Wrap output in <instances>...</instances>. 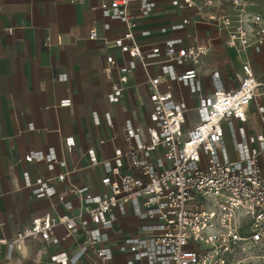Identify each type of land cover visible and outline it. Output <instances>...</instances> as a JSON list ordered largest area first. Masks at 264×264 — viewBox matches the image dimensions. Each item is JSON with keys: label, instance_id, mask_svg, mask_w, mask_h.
<instances>
[{"label": "built area", "instance_id": "built-area-1", "mask_svg": "<svg viewBox=\"0 0 264 264\" xmlns=\"http://www.w3.org/2000/svg\"><path fill=\"white\" fill-rule=\"evenodd\" d=\"M87 1L72 0L81 5ZM233 1L236 8L230 14L219 12L215 0H171L176 8L194 10L199 18L187 16L170 28L184 30L193 21H205L225 30L227 45L238 53L249 49L259 53L264 46V16L246 0ZM96 8L107 20L126 26L112 40L99 36L95 28L89 33V39L102 38L129 57L120 63L113 54L107 56L106 76L113 70L119 73L107 99L120 102L129 87L128 75L141 67L150 90L149 122L136 125L127 118L125 147H115L110 157L100 159L93 147L87 149L89 167L103 166V174L93 185L72 183L70 175L75 170L53 148L29 151L24 160L44 162L49 174L33 181L25 172L24 186H36L37 197H48L52 181H66L67 194L78 205L58 192L64 212L48 211L27 222L14 237H0V254L6 247L10 264L16 250L69 241L76 249L51 253L46 264H80L84 259L116 264L117 254L109 244L118 217L115 210L121 215L129 208L138 229L117 245L119 254H128L125 264H264V132L248 128L252 103L264 124V106L258 102L264 96V76L256 75L246 59L238 75L239 87L228 89L221 72L211 69L213 91L206 94L202 76L210 47L193 29L186 34L188 45L181 37L148 47L138 42V35L150 31L137 29V16H150L156 0H101L92 6ZM103 27L110 29V22ZM6 33L12 34L13 28ZM44 37L49 44L51 33L45 32ZM61 43L59 35L57 44ZM59 80L67 81L68 75L62 73ZM182 88L195 95L194 109L180 96ZM71 104L69 97L59 102V106ZM91 117L95 126L101 125L98 111H92ZM103 118L113 127L110 111ZM29 129L35 126L30 124ZM63 147L66 153L80 154L74 135L64 137ZM57 167L62 170L53 174ZM62 226L66 233L59 237L56 229ZM79 233L84 235L80 243Z\"/></svg>", "mask_w": 264, "mask_h": 264}, {"label": "crops", "instance_id": "crops-1", "mask_svg": "<svg viewBox=\"0 0 264 264\" xmlns=\"http://www.w3.org/2000/svg\"><path fill=\"white\" fill-rule=\"evenodd\" d=\"M100 1L88 0L81 5L72 0H0V237H14L27 222L48 211L63 213L58 192L65 193L78 205L77 199L67 194L69 183L66 181H52L48 197H37L36 186H24L25 172L33 181L49 174L44 162L28 163L24 160L29 151L53 148L59 156L65 155L68 168L75 170L70 175L72 183L93 185L103 174V166L89 167L87 149L93 147L100 159L110 157L115 147H125L123 125L127 118L136 125L149 122L150 90L141 67L128 75L129 87L120 102L110 103L107 99L112 83L119 78L116 70L110 77L104 73L107 56L113 54L120 63L129 57L110 47L102 38L89 39L93 28L107 40L122 35L126 29L123 22L104 18L100 8L92 9ZM251 8L264 16V3L259 8ZM187 16L192 20L199 18L194 10L178 9L171 0H156V9L150 16H137V29L150 31L149 35H138V42L148 47L181 37L188 45L190 41L186 34L193 29L210 47L204 57L202 76L206 94L213 91L209 79L211 69L221 72L228 89L239 87L238 75L242 73V63L246 59L256 75L264 76V46L259 53L253 49L238 53L227 45L225 30L200 20L193 21L184 30L170 28ZM106 21L110 22V29H104ZM7 28H13V33L7 34ZM163 28L167 30L162 31ZM47 31L51 33L49 44L44 37ZM59 35L61 44H57ZM62 73L68 75L67 81L59 80ZM186 91L192 95L188 89ZM68 97L72 104L59 106L60 100ZM258 102L264 106V96ZM94 110L102 118L99 126L92 122ZM106 111L113 116V127L108 126L103 118ZM191 117L195 120L194 114ZM30 124L35 126L34 130L29 129ZM248 128L264 132L256 103H252L248 113ZM69 135L75 136L80 154L65 152L63 139ZM102 139L106 140L105 144L100 143ZM61 170L57 167L53 174ZM115 214L118 222L111 231L109 244L117 254L116 264H125L128 254H119L117 245L122 237L137 232L138 220L129 208L125 214L120 215L117 210ZM65 233L63 226L56 229L59 237ZM77 240L82 242L84 235L77 234ZM75 249L69 241L58 245L42 244L35 249L28 246L16 250L10 264H46L51 253L64 250L71 253ZM7 261V248L3 247L0 264H8ZM80 264L93 263L84 259Z\"/></svg>", "mask_w": 264, "mask_h": 264}, {"label": "rangeland", "instance_id": "rangeland-1", "mask_svg": "<svg viewBox=\"0 0 264 264\" xmlns=\"http://www.w3.org/2000/svg\"><path fill=\"white\" fill-rule=\"evenodd\" d=\"M251 7L259 8L263 5L264 0H246ZM216 5L218 6L222 13L230 12V14L235 12L236 5L233 0H215ZM180 96H183L188 107L193 108L196 105V98L193 95H189L185 88L180 90ZM231 142L228 141V147L231 149ZM118 222L116 219L115 224Z\"/></svg>", "mask_w": 264, "mask_h": 264}]
</instances>
